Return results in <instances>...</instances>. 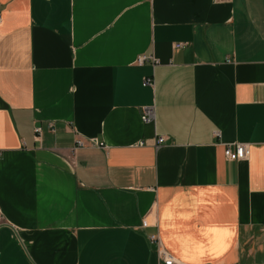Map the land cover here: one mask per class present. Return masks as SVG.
<instances>
[{"label":"crops","instance_id":"crops-1","mask_svg":"<svg viewBox=\"0 0 264 264\" xmlns=\"http://www.w3.org/2000/svg\"><path fill=\"white\" fill-rule=\"evenodd\" d=\"M0 15V264H264V0Z\"/></svg>","mask_w":264,"mask_h":264},{"label":"built area","instance_id":"built-area-1","mask_svg":"<svg viewBox=\"0 0 264 264\" xmlns=\"http://www.w3.org/2000/svg\"><path fill=\"white\" fill-rule=\"evenodd\" d=\"M0 21H1V15H0ZM182 47V44H178L176 45V48ZM147 58L145 56H141L140 58H138V63L141 64L144 61H146ZM144 85H152V80L150 78H146L144 79ZM141 120L144 123H149L154 121V112L151 108H145L143 110L142 116H141ZM40 129L36 128L35 129V133H39ZM217 134V133H216ZM164 142V138L159 137L156 140V146H158L159 144H162ZM93 146H97L101 149H106V147L100 143L98 144L97 142H91ZM84 145V142L81 140H77L76 141V146L77 147H82ZM250 151H249V146L247 144H240V143H235L232 145H229L225 148L224 150V157L227 161L230 162H236V161H241V160H245L246 158L249 157ZM143 227L147 226L146 222H143ZM149 241L151 243H154L157 245V254L159 256V258L162 260L163 264H174V258L171 254H169L160 244L159 238L157 235H149L148 237Z\"/></svg>","mask_w":264,"mask_h":264}]
</instances>
